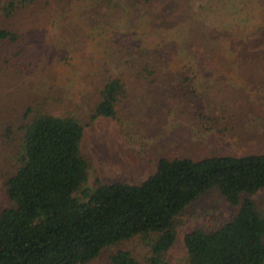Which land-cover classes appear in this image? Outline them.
I'll list each match as a JSON object with an SVG mask.
<instances>
[{
  "label": "rangeland",
  "instance_id": "obj_1",
  "mask_svg": "<svg viewBox=\"0 0 264 264\" xmlns=\"http://www.w3.org/2000/svg\"><path fill=\"white\" fill-rule=\"evenodd\" d=\"M20 2L0 0V28L23 35L34 68L20 75L3 69L0 98L41 97L54 114L85 124V187L140 184L161 158L264 152V0H40L24 9ZM148 61L164 73L154 86L134 77ZM107 74L124 77L126 99L116 119L92 121ZM5 157L13 163L16 155ZM4 177L0 170V209L10 206ZM252 198L264 210V190ZM236 212L217 192L202 196L179 216L164 264H186L184 234L216 229ZM119 249L150 264L141 238L90 264H110Z\"/></svg>",
  "mask_w": 264,
  "mask_h": 264
},
{
  "label": "trees",
  "instance_id": "obj_2",
  "mask_svg": "<svg viewBox=\"0 0 264 264\" xmlns=\"http://www.w3.org/2000/svg\"><path fill=\"white\" fill-rule=\"evenodd\" d=\"M39 1L20 3L24 9ZM26 52L19 31L0 28V72L30 73L34 65ZM162 74L159 63L148 61L134 77L154 86ZM126 87L122 75L104 76L90 119H116ZM1 95L0 170L10 206L0 209V264H90L108 248L138 238L149 247L150 264H164L179 216L209 192L237 212L216 229L184 234L185 263L264 264V210L252 198L264 190V152L161 158L140 184L89 188L81 150L85 124L73 115L54 114L44 98L17 101L12 92ZM10 152L16 155L13 163L5 157ZM108 261L139 264L126 249L110 254Z\"/></svg>",
  "mask_w": 264,
  "mask_h": 264
}]
</instances>
